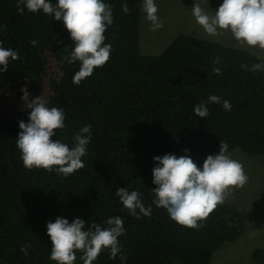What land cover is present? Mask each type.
Returning <instances> with one entry per match:
<instances>
[{
  "label": "trees",
  "instance_id": "trees-1",
  "mask_svg": "<svg viewBox=\"0 0 264 264\" xmlns=\"http://www.w3.org/2000/svg\"><path fill=\"white\" fill-rule=\"evenodd\" d=\"M104 2L114 14L104 33L110 59L75 85L80 64L67 63L74 45L63 21L42 10L19 15L17 0H0V46L20 56L0 72V264H56L46 224L57 217L69 223L79 217L85 229L123 219L121 253L110 258L106 249L93 264H122L121 254L123 264H210L215 250L242 235V214L224 203L199 230L179 226L152 204L153 157L188 155L202 167L208 155L219 153L220 143L228 144V152L237 147L250 156L264 153V71L249 70L264 64V56L186 33L175 35L159 53H142L136 0ZM124 3L128 13L121 10ZM22 87L29 100L42 96L64 112L65 127L55 130L54 140L72 147L74 135L91 126L82 169L62 178L23 167L18 122H28L30 109L21 99ZM209 95L221 97V103L208 104ZM201 102L209 110L205 118L194 113ZM118 188L138 191L151 215H130L115 195ZM29 242L26 256L20 248ZM76 255L74 264H83L82 254ZM251 257L264 262V249L255 248Z\"/></svg>",
  "mask_w": 264,
  "mask_h": 264
},
{
  "label": "clouds",
  "instance_id": "clouds-1",
  "mask_svg": "<svg viewBox=\"0 0 264 264\" xmlns=\"http://www.w3.org/2000/svg\"><path fill=\"white\" fill-rule=\"evenodd\" d=\"M203 2L208 3V0ZM142 7L146 20L151 24L150 30L161 29L163 22L157 15L155 0H143ZM16 8L19 15H24L25 10L29 13L42 10L45 15L63 21L74 45L67 63L80 64L72 78L73 84L79 85L93 74L94 69L103 67L109 61L112 46L105 43L104 33L113 24L114 14L104 0H57L56 5L49 0H17ZM121 10L129 12L127 3L122 4ZM192 16L208 37H222L229 33L240 47L264 52V0H223L211 13L201 7V2H195ZM30 43L35 46L37 41L33 39ZM19 58L17 51L0 46V72L8 69L9 59L16 61ZM219 61L220 58L216 57L214 63ZM249 70L264 71V64H254ZM213 72L221 74L219 68H213ZM21 92V99L26 101L25 107L30 109L28 122H18L20 131L16 147L23 167L27 170L55 171L62 178L82 169L84 162L81 158L86 155L92 138L91 126L85 125L74 135L72 147L54 140L55 130L65 127L64 112L49 107L42 96L29 100L26 87H22ZM221 99L217 95H209L207 103H221ZM222 107L225 111L231 110L227 100H223ZM194 113L205 118L209 110L201 102L194 108ZM184 151L187 152L186 149ZM153 161L156 166L152 169V183L156 187L152 190L155 195L152 204L166 210L170 219L184 228L199 230L235 189L243 188L248 182L243 165L228 154L227 143H220L219 153L208 155L202 167H197L188 155L177 157L165 154L153 157ZM115 195L129 214L137 219L151 215L152 208L145 207L138 191L129 192L127 188H118ZM106 224L108 226L103 227L93 223L85 229V221L79 217L71 223L61 217H57L54 222H47V235L51 241L50 259L56 264H74L76 253L79 252L83 264H93L106 249L109 250L110 258H116L121 253L118 238L126 232L124 222L120 217H112ZM30 246V242L24 244L20 251L27 256ZM120 258L123 264L126 257L121 254Z\"/></svg>",
  "mask_w": 264,
  "mask_h": 264
},
{
  "label": "rangeland",
  "instance_id": "rangeland-1",
  "mask_svg": "<svg viewBox=\"0 0 264 264\" xmlns=\"http://www.w3.org/2000/svg\"><path fill=\"white\" fill-rule=\"evenodd\" d=\"M139 7V49L142 53H159L178 33H186L196 37L220 42L227 46L240 47L229 33L222 37H208L203 29L196 24L192 16V6L201 2L205 11L214 12L223 0H155L157 15L163 22V27L151 31V24L146 20L143 11V0H136ZM242 48V47H240ZM245 49L264 56L258 49ZM232 159L239 161L248 176V182L243 188L235 189L225 201L235 207L244 219L242 235L233 241L225 242L215 250L210 258V264H264L251 257L255 248L264 249V153L248 155L235 147L228 152Z\"/></svg>",
  "mask_w": 264,
  "mask_h": 264
}]
</instances>
